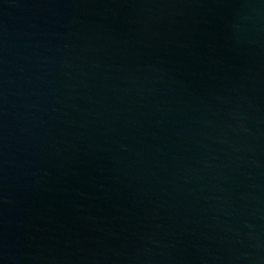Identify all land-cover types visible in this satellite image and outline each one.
I'll list each match as a JSON object with an SVG mask.
<instances>
[{"label":"water","instance_id":"obj_1","mask_svg":"<svg viewBox=\"0 0 264 264\" xmlns=\"http://www.w3.org/2000/svg\"><path fill=\"white\" fill-rule=\"evenodd\" d=\"M0 264H264V0H0Z\"/></svg>","mask_w":264,"mask_h":264}]
</instances>
